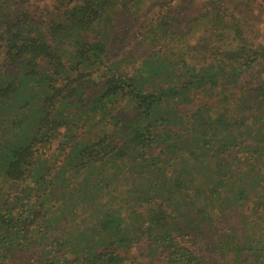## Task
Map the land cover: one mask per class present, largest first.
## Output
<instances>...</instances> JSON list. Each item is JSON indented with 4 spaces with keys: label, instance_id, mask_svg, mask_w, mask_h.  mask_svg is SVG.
<instances>
[{
    "label": "trees",
    "instance_id": "trees-1",
    "mask_svg": "<svg viewBox=\"0 0 264 264\" xmlns=\"http://www.w3.org/2000/svg\"><path fill=\"white\" fill-rule=\"evenodd\" d=\"M164 1L0 0V264H264V47Z\"/></svg>",
    "mask_w": 264,
    "mask_h": 264
},
{
    "label": "rangeland",
    "instance_id": "rangeland-1",
    "mask_svg": "<svg viewBox=\"0 0 264 264\" xmlns=\"http://www.w3.org/2000/svg\"><path fill=\"white\" fill-rule=\"evenodd\" d=\"M164 0H144V5L132 15L118 13L116 26L112 34L111 46L113 51L119 53L120 59L140 60L144 55L142 33L144 27L149 24L155 15L160 13L159 6ZM170 2L171 13L169 19L171 24L177 28L188 25L189 20L196 16L201 10L205 0H166ZM251 5H242L236 0H225L227 9L234 11L246 33V41L252 47H264V0H252ZM42 8L53 9L54 2L46 1L39 4ZM167 11V9H162ZM114 38V39H113ZM263 69L262 67H259ZM264 72V69H263ZM264 75V73H263ZM205 101L204 96H199L196 102Z\"/></svg>",
    "mask_w": 264,
    "mask_h": 264
}]
</instances>
